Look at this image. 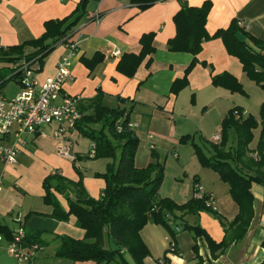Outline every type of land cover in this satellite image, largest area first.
<instances>
[{"label": "crops", "instance_id": "obj_1", "mask_svg": "<svg viewBox=\"0 0 264 264\" xmlns=\"http://www.w3.org/2000/svg\"><path fill=\"white\" fill-rule=\"evenodd\" d=\"M205 1L211 2L205 25L209 35L236 21L237 24L243 23L244 28L241 29L250 37L258 40L264 38V0H163L144 11L131 5L130 0H0V48L40 38L47 21L63 20L73 17L76 12L83 13L72 29L71 38L77 42V53L71 58L72 79L64 83L63 91L69 96L80 97L79 109L83 116L93 114V102L99 97L102 107L125 109L131 129L139 139L138 148L140 145L147 148L140 154V158L144 159L140 164L160 163L163 157L167 164L169 155L176 162L180 175L192 177L190 187L172 188L165 197L158 192L159 198H168L180 205L193 198L195 184L201 185L206 195L212 197L216 212L226 222H231L238 209L229 195L228 186L213 171L196 167L193 160L190 164H184L181 152L188 146L193 150L192 144H197L196 138L219 143L212 139L220 135L221 123L228 111L239 107L243 117L250 115L246 102L253 93L260 94V103H263L264 91L246 77L242 65L229 55L221 39L203 42L201 51L195 57L168 50L167 42L175 36L173 17L182 4L199 7ZM82 4L84 6L80 8ZM95 12L101 15L99 24L90 18ZM145 34H153L154 51L132 77H127L117 70V65L124 54L137 55L140 52V39ZM115 50L120 52V56H111ZM67 53L64 45L57 46L42 61V65L37 66L38 80L42 82L52 77L57 63ZM96 53L101 54L103 59L89 70L83 59H91ZM194 59L196 63L186 76V86L173 94L174 83L185 77ZM225 73L241 83L245 95L233 94L212 85V76ZM53 129V126L46 127L39 134L28 136L15 165L4 166L0 162L3 177L5 174L7 176V180L3 178L0 191V226L13 230L15 224L12 217L17 213L22 214L26 230L36 234L44 246V251L31 264H94L91 261L71 262L56 256L60 246L57 237L82 240L85 231L76 226L74 216H70L67 222L51 217L52 207L43 203L45 192L42 184L55 171L64 179L77 182L79 175L74 163L77 159L90 158L85 155L92 144L90 142L88 152L73 153L77 143L73 134L80 135L75 130L70 135L73 163L60 155L59 142L53 138ZM258 132V129L254 130L253 136ZM181 137H188V141L180 143ZM255 139L250 145L251 149L256 146ZM138 148L135 166L139 159ZM82 181L86 195L98 199L105 188V181L90 176ZM250 191L253 195V218L247 232L241 241L228 246L217 258L210 257L205 237L216 243L221 242L223 227L211 214L200 212L188 214L175 223L181 228L174 242L177 254L168 252L171 239L168 232L161 226L148 223L140 232L149 251L143 263L198 264V258L202 259L203 264L261 263L264 260V188L252 184ZM68 196L70 194L66 192L55 193L56 201L64 211H68ZM70 199L74 200V196L71 195ZM185 224L189 229L185 228ZM190 227H199L204 235L196 236ZM105 242L108 244V241ZM194 246L197 247L196 254ZM0 264L24 263H18L4 248H0Z\"/></svg>", "mask_w": 264, "mask_h": 264}, {"label": "trees", "instance_id": "obj_2", "mask_svg": "<svg viewBox=\"0 0 264 264\" xmlns=\"http://www.w3.org/2000/svg\"><path fill=\"white\" fill-rule=\"evenodd\" d=\"M161 1L163 0H130V4L144 11ZM83 6L82 4L80 8ZM210 9V1H205L199 7H190L183 3L173 17L175 36L168 40V50L195 57L201 51L203 42L221 39L229 55L235 57L242 65L246 77L264 91V38L258 40L250 37L236 21H232L229 27L209 35L205 25ZM82 16L83 13L76 12L73 17L47 21L40 38L0 48V72L6 71L7 75L5 79L0 76V90L13 80L9 76L21 61L36 59L37 65H42V61L57 46L64 44L63 37L72 36V29ZM237 33L244 37L243 42H238ZM153 37V34L143 35L140 39V52L137 55L124 54L117 65V70L127 77H132L140 64L153 53ZM102 59V55L96 53L91 59H83V63L92 70ZM195 63L196 59L186 70L185 77L174 83L173 94H177L186 86V76ZM211 80L214 87L223 88L233 94L245 95L241 83L229 74L215 75ZM93 106V114L83 116L76 130L90 140L94 148V159H110L119 153L118 161L106 174H96L106 182L98 199H91L86 195L80 172L77 182L64 179L58 171L44 179L43 203L52 207L51 217L60 222H67L70 216H74L76 226L85 231L82 240H73L66 236L57 237L60 240V246L56 251L57 257L71 262L91 261L94 264H111L116 260L117 264H144L143 261L149 256V251L140 237L141 230L148 223L161 226L174 243L176 234L170 222L176 223V212L182 213V219L188 214L206 212L219 221L224 231L221 242L216 243L205 237L212 259L217 258L218 254L231 244L244 238L253 218L251 185L256 184L264 188V102L259 109V125L251 115L243 117L241 108L234 107L229 110L221 123L219 143L202 140L211 153L210 156H207L197 144H192L199 165L216 173L220 181L228 186L229 195L238 209L231 222H226L219 213L205 205L208 196L201 200L192 198L180 205L168 198H159L163 168L158 163L140 169L135 167L139 139L128 127L129 115L126 114V110L102 107L100 97L95 99ZM259 126L258 141L255 148L251 149L253 131ZM232 137L236 145L228 147ZM187 141L188 137L180 139L182 144ZM65 192L70 194L68 211H64L55 198V193ZM71 195L74 196V200L70 199ZM184 226L189 229L188 225ZM201 232L200 236L204 235L203 231ZM0 233L6 238L11 237V231L5 227L0 226ZM30 234L29 241L39 242L40 238L36 234ZM105 241L113 242L119 250L111 252ZM193 250L196 254L197 247L194 246ZM168 252L177 254L175 243L173 251L168 249ZM198 264H203L202 259L198 258ZM259 264H264V260Z\"/></svg>", "mask_w": 264, "mask_h": 264}, {"label": "built area", "instance_id": "obj_3", "mask_svg": "<svg viewBox=\"0 0 264 264\" xmlns=\"http://www.w3.org/2000/svg\"><path fill=\"white\" fill-rule=\"evenodd\" d=\"M95 24L101 21V15L95 12L90 16ZM244 28L243 23H238ZM64 46L68 49L66 56L62 57L56 66V72L52 77L39 81L37 78V61L23 60L10 74L13 82L21 87V90L13 97H7L0 90V162L4 166L15 165L17 156L26 146L27 137L39 134L44 127L53 126V138L59 142V153L69 161H74L72 153L73 142L70 135L76 130L83 114L79 109L80 97L69 96L63 91L64 83L71 80V58L77 53V42L70 36L62 38ZM112 57L120 56L115 50ZM9 82V83H10ZM129 128H132L128 124ZM118 131L120 129L118 128ZM214 142L220 141V135L213 137ZM88 156L94 157V148L91 146ZM3 183V173L0 174V191ZM205 196L208 199L205 205L213 206V199L206 195L201 185L193 187V198L201 200ZM15 228L11 230V237L6 238L0 233V248H4L18 263L31 264L36 257L44 251L43 244L38 241H29L30 233L26 230L24 218L21 213L12 217ZM175 234L181 231L175 223L170 222ZM174 243L169 239L168 249L173 251Z\"/></svg>", "mask_w": 264, "mask_h": 264}, {"label": "rangeland", "instance_id": "obj_4", "mask_svg": "<svg viewBox=\"0 0 264 264\" xmlns=\"http://www.w3.org/2000/svg\"><path fill=\"white\" fill-rule=\"evenodd\" d=\"M1 67V65H0ZM6 72V71H5ZM4 71L0 72V76H2V78H7V75ZM21 90V87L18 86L17 84L10 82L7 83L6 86L4 87V91L3 93L7 96V97H13L16 93H18ZM260 93V92H258ZM260 94H253L252 93V97L249 100V102H246V110L248 111V114H250L258 123V125L260 124V116H259V109L260 106L259 104H262L260 102L261 101V97L259 96ZM258 104V105H257ZM46 128V127H44ZM43 128V129H44ZM259 130L258 133L255 134V136H253V140L255 139V143L254 145L257 143L258 138H259V134H260V126L257 128ZM46 131V130H45ZM77 133H74L73 136L74 138L77 139V143L75 144V147L73 149V153L75 152H80V151H84L87 150L90 144V140L82 135L76 136ZM197 141V145L205 152V154L207 156H210L211 153L209 152L208 148L205 147V145L203 144V141L200 140V138H196ZM253 142V141H252ZM236 145V141L234 139V137H232L228 143V147H232ZM89 150V149H88ZM87 150V152H88ZM147 148L144 147V145H140L138 148V155H139V159H137V164L136 166L138 168H145L146 166H148L149 164H140V161H144V159L140 158V154L143 153L144 151H146ZM86 152V153H87ZM181 152V151H180ZM193 152L194 150H191V148L188 146L185 148V150H182L181 152V159L182 162L184 164H190V161H194V165L198 168H200L201 166L199 165L196 157L193 156ZM161 155L163 156L164 154H162V152H160ZM87 157V155H85ZM171 156L168 155V161L167 164L164 163V157L160 158V163H158L159 165L162 166L163 168V182L159 188V195H161L162 197H165L166 195H168L170 193V189L172 188H184V187H190L189 185L192 183V177L190 175L183 177L182 175H180V172L178 170V166L176 165V162L173 159H170ZM100 160L99 162H96ZM117 161H118V153H116L114 158H110V159H97V160H92V159H84V160H76L75 163L74 161H72L74 163L75 168L78 170L77 172H80L81 174V178L83 179L84 177L90 176L93 179H103L105 181L104 178L101 177H97L96 173H94V171H103L99 174H106L107 171L109 169L113 167H115L117 165ZM29 164V163H28ZM110 164V166H109ZM154 165L157 164V162L153 163ZM135 166V167H136ZM2 167L0 169V174L2 173ZM91 172V173H90ZM4 180H7V176L5 174V177H3ZM185 178H188L185 179ZM83 182V181H82ZM180 184V185H179ZM179 185V186H178ZM105 186H106V182H105ZM37 201V200H36ZM39 201V200H38ZM182 213L180 212H176L175 216L177 219H182L181 218ZM185 217V216H184ZM183 217V218H184ZM175 219L174 221L177 223L178 220ZM117 261V260H116ZM116 261H113L111 264H117Z\"/></svg>", "mask_w": 264, "mask_h": 264}, {"label": "water", "instance_id": "obj_5", "mask_svg": "<svg viewBox=\"0 0 264 264\" xmlns=\"http://www.w3.org/2000/svg\"><path fill=\"white\" fill-rule=\"evenodd\" d=\"M236 39L238 42L244 41V37L240 33L236 34ZM190 229L196 236L200 235L201 233V229L199 227H190ZM108 245L111 252H117L119 250V248L111 241H108Z\"/></svg>", "mask_w": 264, "mask_h": 264}]
</instances>
